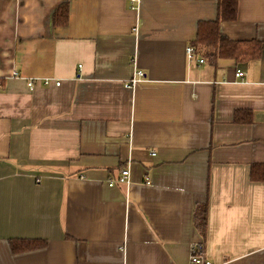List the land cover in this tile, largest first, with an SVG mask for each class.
<instances>
[{
  "label": "crops",
  "instance_id": "1",
  "mask_svg": "<svg viewBox=\"0 0 264 264\" xmlns=\"http://www.w3.org/2000/svg\"><path fill=\"white\" fill-rule=\"evenodd\" d=\"M217 2L0 0V264H264V0L220 25L238 63L191 45Z\"/></svg>",
  "mask_w": 264,
  "mask_h": 264
},
{
  "label": "trees",
  "instance_id": "2",
  "mask_svg": "<svg viewBox=\"0 0 264 264\" xmlns=\"http://www.w3.org/2000/svg\"><path fill=\"white\" fill-rule=\"evenodd\" d=\"M237 17V0H218L216 18L212 21H200L197 24L196 38L192 46L196 49L201 47L209 48L206 58L210 62L216 59H232L235 62H245L257 59L261 55L262 44L259 41H231L220 33V25L223 22H232ZM57 22L64 24L67 20L66 10H61L56 17ZM244 121H250L247 117ZM251 177L264 181V164L253 165ZM206 218L204 213L200 212L196 217L195 225L200 233H204ZM13 252H24L42 247L45 242L37 239L10 240Z\"/></svg>",
  "mask_w": 264,
  "mask_h": 264
},
{
  "label": "built area",
  "instance_id": "3",
  "mask_svg": "<svg viewBox=\"0 0 264 264\" xmlns=\"http://www.w3.org/2000/svg\"><path fill=\"white\" fill-rule=\"evenodd\" d=\"M131 2H133V0H131ZM193 48L191 47H187L186 48V54L188 59H192L193 57ZM13 77H17L16 73L12 74ZM235 78L236 79H241L244 76V73L240 70H237L235 72ZM145 79V75L141 70H135L131 79L128 80L125 83V87L127 88H134L136 85H138L139 83H141V81H143ZM33 79H29L27 81V86L29 88H32L34 83H33ZM40 82L43 86H48L49 84V79H40ZM60 82H55V85H59ZM128 179H129V171L128 169H123L120 172V175L117 177V182L119 184H127L128 183ZM146 184H148V182H146ZM189 264H212V262L205 256L204 252H203V246L202 244H193L190 247V256H189Z\"/></svg>",
  "mask_w": 264,
  "mask_h": 264
}]
</instances>
